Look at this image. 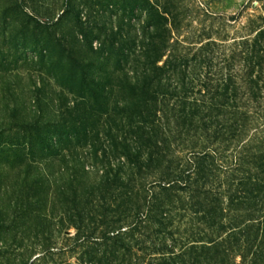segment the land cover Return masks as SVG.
Returning a JSON list of instances; mask_svg holds the SVG:
<instances>
[{
    "label": "rangeland",
    "instance_id": "rangeland-1",
    "mask_svg": "<svg viewBox=\"0 0 264 264\" xmlns=\"http://www.w3.org/2000/svg\"><path fill=\"white\" fill-rule=\"evenodd\" d=\"M262 25L264 0H0V264H26L43 241L64 264L82 263L72 221L103 169L91 141L103 149L121 140L114 128L125 123L129 92L152 74L140 45L157 36L190 60L215 41L218 68L235 40ZM162 78L157 88L166 91ZM101 103L108 114L88 109ZM251 115L244 142L264 150V99ZM237 144L216 143L221 179L236 157L251 156ZM186 153L175 151L178 160Z\"/></svg>",
    "mask_w": 264,
    "mask_h": 264
},
{
    "label": "trees",
    "instance_id": "trees-1",
    "mask_svg": "<svg viewBox=\"0 0 264 264\" xmlns=\"http://www.w3.org/2000/svg\"><path fill=\"white\" fill-rule=\"evenodd\" d=\"M254 32L235 40L218 68L215 41L203 43L190 60L168 40L157 44V36L140 45L152 74L132 86L125 123L105 122L109 131L120 130L121 140L103 149L91 141V160L103 169L80 196L82 209L72 221L81 264H240L238 255L241 264H264V150L252 152L251 139L244 142L251 108L264 99V25ZM162 77L166 91L157 88ZM99 105L88 109L108 114V105ZM219 140L226 149L243 143L251 154L236 157L224 179ZM175 151L187 152L185 160ZM41 246L26 264H64L50 243Z\"/></svg>",
    "mask_w": 264,
    "mask_h": 264
}]
</instances>
